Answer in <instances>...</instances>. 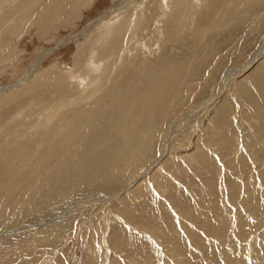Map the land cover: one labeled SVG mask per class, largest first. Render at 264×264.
Returning a JSON list of instances; mask_svg holds the SVG:
<instances>
[{"label": "rangeland", "instance_id": "obj_1", "mask_svg": "<svg viewBox=\"0 0 264 264\" xmlns=\"http://www.w3.org/2000/svg\"><path fill=\"white\" fill-rule=\"evenodd\" d=\"M83 1L42 0L26 26L0 29V153L13 154L8 165L0 157V176L14 177L0 182V264H264V0H201L192 17L177 11L163 24L159 45L148 35L159 0H130L146 11L140 37L151 49L130 54L137 68L114 76L97 103L74 108L65 132L84 110L92 145L117 97L132 88L138 105L151 101L133 79L155 90L165 68V91L145 119L151 145L137 168L62 184L66 172L52 160L34 168L60 132L34 140L24 130L40 110L24 107L35 95H78L71 78L96 21L129 0Z\"/></svg>", "mask_w": 264, "mask_h": 264}, {"label": "bare ground", "instance_id": "obj_2", "mask_svg": "<svg viewBox=\"0 0 264 264\" xmlns=\"http://www.w3.org/2000/svg\"><path fill=\"white\" fill-rule=\"evenodd\" d=\"M41 1L42 0H0V14L3 12L2 16H0V29L4 24L10 21H15L12 24L14 26L20 24L21 22L22 25L19 26H26L24 24H27L30 20L27 19L29 21L26 22L24 18L26 19L29 13L35 12V8L38 6V4L41 3ZM82 2L84 3L83 0H75V3L78 5ZM200 2L201 0H159V10L157 18L155 17V20L157 19L156 21H158L157 25L159 26H157L156 30L154 29L153 32L151 31V34H148L149 40L150 37L153 36L154 38H157L156 40L158 45L160 44V41L161 43L162 41L164 42L165 36L163 33L164 31L162 30L163 24H165V22H168V19H170L169 21L173 19H179L180 17L176 18V16L174 15L175 13L177 14V11L181 12L182 17L188 15L192 17L194 15V11L200 5ZM132 7L133 1L129 0L128 2L122 4L118 9L112 10L110 12L111 14L116 13V15L112 19H110L109 22L104 23L103 20L105 19V16H101V18L96 21L98 23L96 26H98L99 29L97 30L98 32L96 31L97 34L95 33V38H91L92 42L90 43L89 48H87L88 52L86 57L88 60L84 57L86 59L84 61L82 57L84 63L81 65V74L79 72L80 75L78 78H75L74 76L71 78L73 79V83H75V85L79 84V86L81 87L80 88L79 86H75L76 90L79 92L78 95H76L74 98L73 96L75 94L72 95V97L65 96L66 98L64 100L56 101L54 103H46V99L41 100L39 95H35V97L29 100L26 107H24V109L39 108L40 110V112L36 115L37 121L33 124L31 123V125L24 130V132H29L30 129L33 132L30 133V137H33L34 140L38 138L41 141V139H44V137L49 132H60L58 134V137H56L57 139L53 143L48 144L49 146L47 145L48 150L52 146L53 147L47 152L46 155L40 157V159L35 163L34 168L37 171H40L41 169L46 168L47 160H52L57 169H64L66 172V179H63V177L58 179L60 182H62V184L66 183L67 180L73 182H76L78 180H85V177H87L88 179L100 177L99 179H101L103 177H106L107 175L116 176L118 173L125 171V169L137 168L139 164H141V161L143 160L142 158H144L141 156V153L147 147H149V145H151L150 136L147 134L150 128L145 125V119H149L150 125L151 117L153 116L150 113V110L151 108H153V106L151 108L150 106L153 105V99L157 98V96L159 95V97L162 98V92L165 91V82L169 80L167 79V77H165V68L162 72L163 76L161 75L162 77L159 81L160 87L156 88L155 90H153V85L150 83V81L149 83L147 81L146 84L150 85L147 86L144 83H141V81L136 82V80L133 79V82L135 83V85H133L134 87H138L140 85L147 88L146 92L148 91L149 95L152 97V102L148 101L142 103V106H140L141 104L138 105V95L140 96V93L135 96L131 95L132 88L130 90V93L127 94L128 91H126L122 97H117L119 99L115 100V102L120 105L119 109H117V111L114 112L111 116L109 115L106 117H102L103 131L98 137L93 140L94 143L92 145H88L83 141L85 136L87 135L86 129L92 126H86V124L84 123L86 119L82 117L83 113H80L84 110L76 111V109L74 111L79 112L76 113L73 118H71L74 120V129L65 132L66 126L70 123L69 121H67L70 119L67 118L69 114L73 112L74 108L82 105V103H84V105L86 104L85 106L94 105L95 103H97V98L103 95L102 91L105 90L107 86L112 84V82L110 81L114 76L120 77L127 72H129L130 75L131 73H133V71L137 68V65L135 64L138 59V55H135V57L133 56L134 58H132L131 61H127L130 54L132 55L134 52H136V54H142L144 51H142V49H148L147 52L150 51L149 49H151V45H148V43L145 41L146 37L142 39L140 37V31L143 32L147 29L146 25L148 19L146 11L143 8V10L145 11L144 13L143 10L139 8V10H137L136 12L132 9ZM146 8L148 7L146 6L145 9ZM146 19L147 22L146 25H144ZM143 25L144 28L142 27ZM8 29L9 28L7 26V29L4 30V32ZM2 37L3 36L1 35L0 48H2L5 43L3 42ZM91 39L89 40L91 41ZM86 47H88V45H86ZM83 48L85 49V47ZM84 51L82 50V53H84L83 55H85L86 52ZM79 54H81V51L79 52ZM248 68H246V70ZM126 76H128V74ZM228 77L229 75L225 78L224 82L227 79H230ZM38 85L35 86L38 87ZM139 88L141 89V87ZM29 89L35 91L34 86ZM113 94H115V92ZM90 99H95L96 101H91L92 103L90 104L89 102H87ZM99 100H101V98ZM143 101L145 100L143 99ZM122 102L123 105L121 106ZM136 107L137 109H139L137 110ZM22 110L23 109L19 111V115L22 114ZM58 123L63 125L59 126ZM19 131H21V129L16 130L17 133ZM21 135L22 133H20V136ZM12 155L13 154L11 153V151L0 153V157L5 158V164L7 165L11 162L10 157ZM49 156L51 159H49ZM76 161H78L79 163L78 168L75 169V167H73L74 169L70 171L69 168L72 167L74 165V162ZM4 177L0 176L1 183H7L10 182V180L14 179V177H12L11 179L9 178L10 180L5 179ZM16 184L18 183L16 182ZM19 185L20 184H18V186Z\"/></svg>", "mask_w": 264, "mask_h": 264}]
</instances>
